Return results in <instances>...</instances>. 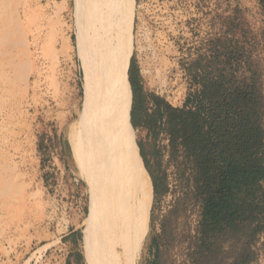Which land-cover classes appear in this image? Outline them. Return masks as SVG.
Wrapping results in <instances>:
<instances>
[{"label":"rangeland","instance_id":"374dc122","mask_svg":"<svg viewBox=\"0 0 264 264\" xmlns=\"http://www.w3.org/2000/svg\"><path fill=\"white\" fill-rule=\"evenodd\" d=\"M102 10L100 0H0V264H106L109 259L103 215L95 213L66 133L81 110L88 60L97 54L88 42L100 39ZM4 34L18 45L6 49ZM230 39L243 50L231 62L236 77L253 74L264 96L259 0H134L131 59L144 87L174 107L191 91L192 63L203 57L201 65H207ZM105 43L104 38L101 47ZM217 61L222 67L223 59ZM125 81L98 117L94 148L104 170V158L108 167L116 164L115 142L122 139L149 180V231L137 264H264L263 235L251 241L216 236L207 241L212 252L200 259L199 206L184 188L167 140L161 136L154 144L145 131L124 128ZM132 143L142 144L149 171L168 192L155 197ZM162 223L166 234L155 244Z\"/></svg>","mask_w":264,"mask_h":264},{"label":"trees","instance_id":"16d2710c","mask_svg":"<svg viewBox=\"0 0 264 264\" xmlns=\"http://www.w3.org/2000/svg\"><path fill=\"white\" fill-rule=\"evenodd\" d=\"M242 51L230 39L213 51L207 65H201L203 57L195 60L189 69L191 91L181 107L144 87L133 58L125 81L129 111L124 128L145 131L154 144L161 136L167 140L184 188L199 206L200 259L212 252L207 241L216 236H243L250 241L264 236V96L253 74L238 79L231 67ZM219 58L222 67L216 66ZM132 146L139 150L155 197L168 192L165 186L160 189L149 171L142 144ZM115 150V165L108 167L104 158L105 175L137 189L150 205V183L137 153L122 139L115 142ZM165 234L162 223L161 234L153 242Z\"/></svg>","mask_w":264,"mask_h":264},{"label":"bare ground","instance_id":"6f19581e","mask_svg":"<svg viewBox=\"0 0 264 264\" xmlns=\"http://www.w3.org/2000/svg\"><path fill=\"white\" fill-rule=\"evenodd\" d=\"M100 3L105 14L100 39L90 43L88 27L84 32L85 41L96 47L97 54L88 60L78 120L66 133L74 162L90 188L95 213L103 215L109 242L106 264H137L149 231V208L135 188L105 176L94 148L98 117L120 90L129 69L134 0H100ZM8 35H2L5 48L16 47L18 44ZM104 38L106 43L101 47Z\"/></svg>","mask_w":264,"mask_h":264}]
</instances>
